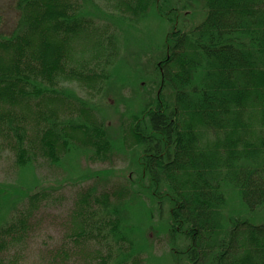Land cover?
Segmentation results:
<instances>
[{
  "label": "trees",
  "instance_id": "1",
  "mask_svg": "<svg viewBox=\"0 0 264 264\" xmlns=\"http://www.w3.org/2000/svg\"><path fill=\"white\" fill-rule=\"evenodd\" d=\"M14 7L15 25L0 31V141L15 179L0 181V264H12L36 212L67 186L77 192L71 231L53 263L72 254L85 264H134L140 248L125 216L138 220L141 212L124 191L86 187V167L55 184L36 176L40 159L112 162L118 142L123 150L137 145L136 181L165 222L173 264H264V0H15ZM185 7L201 17L189 28ZM146 14L169 28L141 90L122 74L133 100L123 101L129 107L114 138L94 99L120 60L126 15Z\"/></svg>",
  "mask_w": 264,
  "mask_h": 264
},
{
  "label": "rangeland",
  "instance_id": "2",
  "mask_svg": "<svg viewBox=\"0 0 264 264\" xmlns=\"http://www.w3.org/2000/svg\"><path fill=\"white\" fill-rule=\"evenodd\" d=\"M14 1L0 0L1 32L8 33L15 25L17 11L14 7ZM102 2L105 3L104 1H99L98 4L103 6ZM200 7L202 8V5ZM102 9L107 12L111 11L106 6H103ZM196 9L194 10L190 7L181 9L180 15L184 17L183 23H185L186 28L201 20L199 12L196 13ZM194 11L195 16L193 21H191L189 15ZM126 16L134 19L132 18L133 16ZM143 16L144 18L134 19V22L130 19L122 23L123 30L120 33V60H118L114 68H110L112 74L109 78L108 86L105 87L104 91L97 94L94 99L96 115L106 125L110 126L114 138L119 137L120 116L125 114L129 107L123 101H129L128 103H130L133 100L131 96L134 91V86L132 84L127 86L129 83L124 82L125 77L123 75H126L131 82L136 83L137 87L149 81V73L152 68L151 60L154 57L157 58L158 52L161 51L160 48L153 47L161 39L162 33L166 32L167 28H169L168 25L166 27V24L164 25L156 17L154 18L147 14ZM132 33L141 37L140 39L145 45L144 50L139 51L135 49L137 48V43ZM77 47L76 53L78 54L79 50ZM119 85L122 88H118V90L116 86ZM73 86L80 95L88 96L87 89L80 88L75 83ZM139 88L140 90L142 89V87ZM132 106L133 109L134 107L136 108V105L132 104ZM118 144L119 146L114 149L115 156H113L112 162L110 160L103 162L94 161L89 158H86L85 161L83 156H81L78 164L74 163L76 159L74 162H70L73 160V157L69 160V163L63 161L62 165L50 166L43 159H40L41 165L36 170V176L42 179H39L41 182L55 184L76 174L79 168L82 170L86 167V187L88 183H93L101 184V186L104 185L111 192L112 190L117 192L124 191V202H127L129 198V206L138 208V212H141L138 220L134 219L132 213L130 215L126 214L125 216V228L128 234L137 240V243L134 245L138 244L137 246L140 248L138 253L131 254L134 257H132L134 264H173L169 253L170 246L167 242V235L163 231L165 229V222L156 215L154 203L145 194L144 190L138 187L139 183L136 181L137 174L135 170L137 165L134 150L137 145L131 144L130 147L123 150L119 142ZM102 168L109 169L113 172H110L107 178H103L102 176L96 178V176H92L93 170H100ZM13 172V155H11V152L0 141V181H15L12 178ZM128 181L131 183L130 185ZM132 181L137 184L132 186ZM126 185L127 187H125ZM145 185V183H141L143 188H145ZM128 186L132 187L135 192L129 189ZM57 194H59L58 197H55L53 201L50 199V202L46 206L36 212L28 240L10 252L12 264H54V258L58 260V257H55V255L63 246L67 234L71 231L72 209L77 194L76 186H67L62 189V192H58ZM144 208L151 211L150 216L149 214L148 216L145 214ZM60 262L61 264H85L86 261L78 257V255L72 256L71 254L68 261L63 262L60 260Z\"/></svg>",
  "mask_w": 264,
  "mask_h": 264
}]
</instances>
